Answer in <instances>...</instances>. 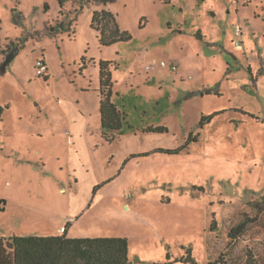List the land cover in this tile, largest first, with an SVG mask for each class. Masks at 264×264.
Returning a JSON list of instances; mask_svg holds the SVG:
<instances>
[{
    "label": "rangeland",
    "instance_id": "obj_1",
    "mask_svg": "<svg viewBox=\"0 0 264 264\" xmlns=\"http://www.w3.org/2000/svg\"><path fill=\"white\" fill-rule=\"evenodd\" d=\"M83 2L62 14L58 0H0V236L67 227L69 237H127L130 264H188L189 249L199 264L222 254L245 264L248 249L264 264V0ZM103 9L130 40L101 43L92 18ZM101 60H112L132 126L110 140ZM159 125L168 130L145 131ZM191 133L199 140L181 152L156 151Z\"/></svg>",
    "mask_w": 264,
    "mask_h": 264
},
{
    "label": "trees",
    "instance_id": "obj_2",
    "mask_svg": "<svg viewBox=\"0 0 264 264\" xmlns=\"http://www.w3.org/2000/svg\"><path fill=\"white\" fill-rule=\"evenodd\" d=\"M70 0H58L60 6V13L66 7ZM94 1L98 4L107 5L108 3L116 2L117 0H84L83 3ZM175 0H166L170 3ZM48 8V5H47ZM83 5L81 6V9ZM80 9L77 10V16L74 21L78 19ZM112 23L115 28L108 31L107 26ZM59 28L68 31L63 21L57 25ZM92 27L101 32L100 41L103 45H112L119 41H128L132 35L127 32H121L114 13L110 10L103 9L94 12L92 18ZM85 67L87 66L86 57H83ZM112 60H101L100 66V113L102 123V133L106 140H110L109 134L112 132L124 133L127 129L132 128L126 120V115L118 106L114 99V77L111 68ZM84 67V68H85ZM203 93V92H201ZM206 94L216 93L221 95L218 90L213 91L207 89ZM203 93V94H204ZM193 94V93H192ZM191 95V94H190ZM9 105H0V117ZM217 113L213 115H204L199 125L203 127L207 124ZM168 127L165 125L149 126L145 131L165 132ZM199 138L193 137L191 133L189 140L182 146L175 149L159 148L156 151L167 152L170 154H177L187 148L190 142L198 141ZM142 155H149L148 152ZM136 156V155H135ZM101 187L98 184L94 188V192ZM0 202L5 203V199H0ZM0 207V210H4ZM252 219H245L236 226L232 227L229 232V237L235 239L239 237L247 228ZM169 257V256H168ZM188 264H199L193 257L192 249H189L184 259ZM171 261L159 264H171ZM0 264H130L129 257V240L124 236H100V237H69L67 236V227L63 234L58 235H27L19 236L12 235L9 237L0 236ZM207 264H230L222 254L215 260H210ZM245 264H260L255 253L247 250V258Z\"/></svg>",
    "mask_w": 264,
    "mask_h": 264
},
{
    "label": "built area",
    "instance_id": "obj_3",
    "mask_svg": "<svg viewBox=\"0 0 264 264\" xmlns=\"http://www.w3.org/2000/svg\"><path fill=\"white\" fill-rule=\"evenodd\" d=\"M161 65L164 66V67L165 66L166 67H169L172 70H176L177 69V66L176 65H174V64L173 65L167 64L166 61H162L161 62ZM38 70H39L40 75H46L47 70H48V66H47V64H46L45 61L40 62V65L38 67Z\"/></svg>",
    "mask_w": 264,
    "mask_h": 264
},
{
    "label": "water",
    "instance_id": "obj_4",
    "mask_svg": "<svg viewBox=\"0 0 264 264\" xmlns=\"http://www.w3.org/2000/svg\"><path fill=\"white\" fill-rule=\"evenodd\" d=\"M20 50L17 48V49H14L6 58V60L4 61L3 63V66H2V70L3 71H6V67L7 65L12 61V59L15 58V56L17 55V53L19 52Z\"/></svg>",
    "mask_w": 264,
    "mask_h": 264
},
{
    "label": "crops",
    "instance_id": "obj_5",
    "mask_svg": "<svg viewBox=\"0 0 264 264\" xmlns=\"http://www.w3.org/2000/svg\"><path fill=\"white\" fill-rule=\"evenodd\" d=\"M99 89V88H98ZM100 97V96H99Z\"/></svg>",
    "mask_w": 264,
    "mask_h": 264
}]
</instances>
